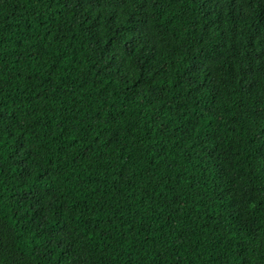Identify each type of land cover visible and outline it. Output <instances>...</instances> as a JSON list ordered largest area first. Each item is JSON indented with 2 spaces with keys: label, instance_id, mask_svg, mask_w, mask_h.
<instances>
[{
  "label": "trees",
  "instance_id": "16d2710c",
  "mask_svg": "<svg viewBox=\"0 0 264 264\" xmlns=\"http://www.w3.org/2000/svg\"><path fill=\"white\" fill-rule=\"evenodd\" d=\"M0 264H264V0H0Z\"/></svg>",
  "mask_w": 264,
  "mask_h": 264
}]
</instances>
